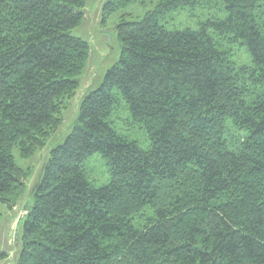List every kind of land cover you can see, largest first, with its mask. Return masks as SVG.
<instances>
[{
  "label": "trees",
  "instance_id": "obj_1",
  "mask_svg": "<svg viewBox=\"0 0 264 264\" xmlns=\"http://www.w3.org/2000/svg\"><path fill=\"white\" fill-rule=\"evenodd\" d=\"M117 26L119 62L87 95L32 190L18 264H264V0H221L227 17L169 30L208 0H153ZM144 0H107L104 15ZM87 0H0V204L25 196L13 151L45 149L76 97L90 46ZM249 55L234 60V48ZM124 106V107H123ZM121 107V108H120ZM121 110L151 145L117 131ZM105 160L96 186L86 162ZM5 255H0L3 258Z\"/></svg>",
  "mask_w": 264,
  "mask_h": 264
},
{
  "label": "rangeland",
  "instance_id": "obj_2",
  "mask_svg": "<svg viewBox=\"0 0 264 264\" xmlns=\"http://www.w3.org/2000/svg\"><path fill=\"white\" fill-rule=\"evenodd\" d=\"M210 1L204 7L187 6L178 12L165 16L161 23L169 30L197 29L200 23L213 17L225 19L226 11L221 0ZM107 0H87L84 11V19L80 26L73 30L74 36L87 41L90 46V58L84 74L80 77V88L76 97L63 113V123L51 137L45 149L38 152L32 158H23L19 149L15 148L13 156L16 164L29 173L26 179L25 196L13 207L0 204V264H18V255L21 250V240L24 233L26 214L31 211L34 198L32 190L41 177L43 166L51 152L64 144L67 137L73 131L84 98L96 91L103 84L107 72L120 60L122 46L117 34V26L124 17L128 22H137L156 9L153 0H144L142 3H134L116 13L104 15V7ZM264 19V16H263ZM234 60L240 65H247L249 55L242 46L234 48ZM124 107V106H123ZM121 108V107H120ZM120 118V120H119ZM114 119L118 121L117 131L139 142L143 149L151 145L148 134L138 125H127V113L119 110ZM90 180L98 187L110 183L108 167L101 154H95L86 162Z\"/></svg>",
  "mask_w": 264,
  "mask_h": 264
}]
</instances>
